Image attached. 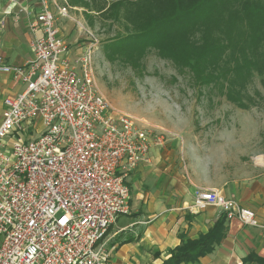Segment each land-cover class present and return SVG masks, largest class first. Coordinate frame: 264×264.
<instances>
[{
  "label": "built area",
  "instance_id": "2783aa9c",
  "mask_svg": "<svg viewBox=\"0 0 264 264\" xmlns=\"http://www.w3.org/2000/svg\"><path fill=\"white\" fill-rule=\"evenodd\" d=\"M43 5L28 12L33 60L0 59V72L24 86L4 100L0 123V264H108L104 239L129 212L127 179L169 135L111 106L97 87L92 48L73 59ZM57 9L67 17V7ZM208 207L259 226L253 210L198 188L190 210Z\"/></svg>",
  "mask_w": 264,
  "mask_h": 264
},
{
  "label": "crops",
  "instance_id": "0c3cea01",
  "mask_svg": "<svg viewBox=\"0 0 264 264\" xmlns=\"http://www.w3.org/2000/svg\"><path fill=\"white\" fill-rule=\"evenodd\" d=\"M63 1L68 3V0H0V59L6 65L24 66L34 58L31 41L35 35L29 28L28 12L39 13L46 2L59 22L63 17L57 5L63 6ZM71 8L76 12L84 10ZM60 22V36L67 42L71 57L76 58L83 50L79 49L82 44L72 34V26L64 24L66 19ZM23 90L19 81L0 72V123L4 100L18 96ZM164 130L169 135L165 147L153 148L151 162L141 163L127 179L131 193L129 212L118 218L104 239L110 252L108 264H164L183 243L207 234L225 213L215 207L191 211L189 207L198 188L217 189L227 199L253 210L259 226H245L237 218L226 219V235L213 253L188 264H246L250 255L264 260V178L222 180L219 175L197 178L192 169L216 168L200 165L180 133Z\"/></svg>",
  "mask_w": 264,
  "mask_h": 264
},
{
  "label": "rangeland",
  "instance_id": "374dc122",
  "mask_svg": "<svg viewBox=\"0 0 264 264\" xmlns=\"http://www.w3.org/2000/svg\"><path fill=\"white\" fill-rule=\"evenodd\" d=\"M63 6L67 17L59 18L57 26L61 27L60 19L72 26V34L82 44L79 49L83 48L80 54L75 53L76 58L92 48L98 90L114 109L161 131L180 133L200 165L216 168L192 169L197 178H264L263 77L254 75L246 89L253 102L241 108L229 101L220 87L197 84L189 70L181 71L155 50L146 53L138 69L120 60L111 62L104 43L125 34L123 25L104 21L94 13L95 22L90 25L87 10L76 12L64 1Z\"/></svg>",
  "mask_w": 264,
  "mask_h": 264
},
{
  "label": "trees",
  "instance_id": "16d2710c",
  "mask_svg": "<svg viewBox=\"0 0 264 264\" xmlns=\"http://www.w3.org/2000/svg\"><path fill=\"white\" fill-rule=\"evenodd\" d=\"M85 10L123 25L125 34L104 43L109 61L138 69L146 53L155 50L181 71L189 70L197 84L220 87L229 101L247 108L253 99L246 89L254 75L264 85V0H68ZM255 102V101H254ZM227 216L196 240L172 251L164 264H188L213 253L226 235ZM264 264L250 255L246 264Z\"/></svg>",
  "mask_w": 264,
  "mask_h": 264
}]
</instances>
